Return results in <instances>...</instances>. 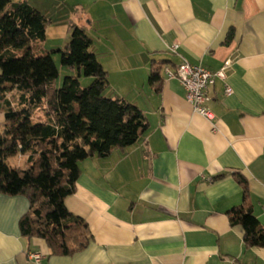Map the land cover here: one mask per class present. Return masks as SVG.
Instances as JSON below:
<instances>
[{"label":"crops","instance_id":"obj_1","mask_svg":"<svg viewBox=\"0 0 264 264\" xmlns=\"http://www.w3.org/2000/svg\"><path fill=\"white\" fill-rule=\"evenodd\" d=\"M27 1L51 20L45 40L57 27L65 41L72 24L87 28L108 97L137 105L148 126L134 145L80 162L65 199L92 234L79 252L53 255L24 237L28 198L0 191V264H35L32 252L40 264H264V246H248L228 215L245 202L239 173L264 227V0ZM227 59L207 91L212 119L164 71L186 60L214 72ZM154 63L161 82L150 80Z\"/></svg>","mask_w":264,"mask_h":264},{"label":"trees","instance_id":"obj_2","mask_svg":"<svg viewBox=\"0 0 264 264\" xmlns=\"http://www.w3.org/2000/svg\"><path fill=\"white\" fill-rule=\"evenodd\" d=\"M0 14V191L28 198L19 222L24 237L43 239L53 255H72L92 240L87 221L65 204L76 191L80 162L134 145L148 122L137 105L103 95L108 72L91 50L87 28L72 24L64 48L35 56L33 44L46 39L51 20L27 0H0ZM11 48L25 51L16 57ZM53 52L79 71L61 87ZM162 69L154 63L150 80L161 82ZM82 74L92 78L90 85H81ZM19 154L28 157L27 167L7 163ZM236 177L245 202L228 211L230 221L243 227L248 246H264V227L246 204L247 180Z\"/></svg>","mask_w":264,"mask_h":264},{"label":"built area","instance_id":"obj_3","mask_svg":"<svg viewBox=\"0 0 264 264\" xmlns=\"http://www.w3.org/2000/svg\"><path fill=\"white\" fill-rule=\"evenodd\" d=\"M178 43L173 44L170 50L176 52ZM231 60L227 59L223 66L217 71H210L202 64H191L188 61H182L175 69L165 66L164 71L168 79L177 78L186 89L187 100L192 104L195 112L202 116L212 119L213 113L207 106L210 97L208 88L215 84L217 78H225L226 69L230 66ZM226 92H232L231 87H226ZM44 254L42 252H32L30 257L35 264H40Z\"/></svg>","mask_w":264,"mask_h":264},{"label":"rangeland","instance_id":"obj_4","mask_svg":"<svg viewBox=\"0 0 264 264\" xmlns=\"http://www.w3.org/2000/svg\"><path fill=\"white\" fill-rule=\"evenodd\" d=\"M12 1H19V0H12ZM1 15V14H0ZM56 37L54 40L51 38L44 40V41H37L34 46V53L35 56H45L49 53H51L52 48H56L57 45L60 46L61 48H64V46L69 42L64 40L63 32L60 31V29L57 27L56 29ZM59 31V32H58ZM52 37V36H51ZM92 51L94 50L93 48L91 49ZM25 49L24 48H11V54H13L16 57H20L24 54ZM52 57L55 61V63L58 66L59 69V76L56 79L55 86L56 87H61L64 81V78L68 75L72 76H78L79 71L77 68H71L68 66H64L61 62V53L59 52H53ZM80 82L83 87L88 86L92 82V78L85 76L82 74L80 77ZM103 95L107 96L109 95V92L106 90L103 91ZM2 129V126H0V131ZM28 157L26 155H16L13 157H10L7 159V163L11 166H21V167H27L28 166Z\"/></svg>","mask_w":264,"mask_h":264}]
</instances>
